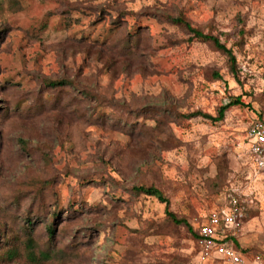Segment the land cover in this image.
Here are the masks:
<instances>
[{"label":"rangeland","instance_id":"1","mask_svg":"<svg viewBox=\"0 0 264 264\" xmlns=\"http://www.w3.org/2000/svg\"><path fill=\"white\" fill-rule=\"evenodd\" d=\"M179 15L233 50L236 76L169 19ZM141 28L132 52L127 33ZM60 79L76 87L48 85ZM237 97L247 106L221 122L181 117L216 116ZM258 119L264 0H0V264H31L28 221L46 264H228L204 263L141 185L192 226L242 195L251 209L237 241L253 263L264 256V171L246 134ZM12 245L21 255L9 262Z\"/></svg>","mask_w":264,"mask_h":264},{"label":"built area","instance_id":"2","mask_svg":"<svg viewBox=\"0 0 264 264\" xmlns=\"http://www.w3.org/2000/svg\"><path fill=\"white\" fill-rule=\"evenodd\" d=\"M246 137L253 164L257 170L264 171V120L254 121ZM250 209L242 195L229 194L217 210L195 226L198 233L196 244L203 261L219 259L228 264H264L261 254L254 257L253 263L249 262L236 244Z\"/></svg>","mask_w":264,"mask_h":264},{"label":"trees","instance_id":"3","mask_svg":"<svg viewBox=\"0 0 264 264\" xmlns=\"http://www.w3.org/2000/svg\"><path fill=\"white\" fill-rule=\"evenodd\" d=\"M121 17L123 14H119ZM172 23L182 27L184 30H186L189 34H191V39H197L201 42H208L210 43L216 50L220 51L223 53L225 56L228 57L229 63H230V69L231 72L236 76L237 75V59L235 54L233 53V50L231 48H228L225 43L221 41V38L217 35L214 34H209L205 33L202 29L195 27L187 18L184 17V15H179L177 17H170L169 18ZM119 20V21H118ZM116 23V27H120L123 20L122 18H119ZM145 28H141L135 33H132L128 31V38L125 40V42L130 45V51L136 52L138 49V44L140 38L143 36ZM217 78H220L218 74H216ZM48 85L50 87L54 88H65V87H76V84L73 81L67 80V79H60V80H55V81H50L48 82ZM247 106L245 105L240 97L235 98L232 100L230 103L225 104L221 106L217 112L216 116L210 115L203 113L201 111L193 112L190 114H182L181 117L183 119H193L196 117H201L203 119H207L213 123H218L221 122L225 119L226 112L233 106ZM258 120H264V119H258ZM133 191L136 194H142L150 197L156 198L159 202L166 204V215L168 219L173 222L175 225H184L187 227L188 231L192 234L194 241L196 243L197 238H198V233L196 230L195 226H192L191 224L188 223L187 220L183 218H178L176 214L170 211V202L169 200L165 197L164 193L157 187L155 186H135L133 188ZM219 208V207H218ZM217 208V209H218ZM216 209V210H217ZM54 219L57 220V215L54 216ZM28 227L25 229V254L28 259V261L31 264H46L48 261L52 259V254L51 250L45 251V252H37V245L36 241L34 238V226L35 222L28 221L27 223ZM48 234L50 237L55 234V230L53 227V224H50L48 226ZM10 242V241H9ZM1 243V242H0ZM237 246L240 248L238 241L236 240ZM1 248V247H0ZM245 252V251H244ZM21 255V251L19 249V246L12 245V248H10L7 251V258L9 262H14L16 261Z\"/></svg>","mask_w":264,"mask_h":264},{"label":"crops","instance_id":"4","mask_svg":"<svg viewBox=\"0 0 264 264\" xmlns=\"http://www.w3.org/2000/svg\"><path fill=\"white\" fill-rule=\"evenodd\" d=\"M214 263V262H222V260H209V261H204V263Z\"/></svg>","mask_w":264,"mask_h":264}]
</instances>
